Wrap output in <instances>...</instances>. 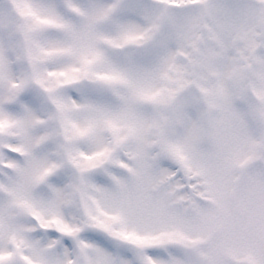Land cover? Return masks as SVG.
<instances>
[{"label":"snow or ice","instance_id":"snow-or-ice-1","mask_svg":"<svg viewBox=\"0 0 264 264\" xmlns=\"http://www.w3.org/2000/svg\"><path fill=\"white\" fill-rule=\"evenodd\" d=\"M0 264H264V0H0Z\"/></svg>","mask_w":264,"mask_h":264}]
</instances>
